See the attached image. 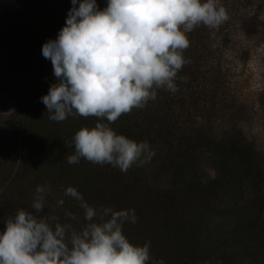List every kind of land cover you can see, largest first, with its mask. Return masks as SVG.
<instances>
[{"label":"trees","instance_id":"obj_1","mask_svg":"<svg viewBox=\"0 0 264 264\" xmlns=\"http://www.w3.org/2000/svg\"><path fill=\"white\" fill-rule=\"evenodd\" d=\"M220 3L227 21L187 33L190 63L178 71V90L157 89L144 108L108 122L75 114L50 120L40 99L58 79L42 46L65 26L71 0H0V83L18 103L0 118V232L19 209L35 212L41 185L50 186L44 213L79 230L84 211L64 195L71 186L91 206L134 209L137 221L126 222L124 234L136 245L150 242V255L165 264H264V153L241 128L226 60L235 35L255 37L264 21L258 0ZM97 5L103 10L107 0ZM98 121L148 141L155 155L126 172L85 158L69 164L75 133Z\"/></svg>","mask_w":264,"mask_h":264},{"label":"clouds","instance_id":"obj_2","mask_svg":"<svg viewBox=\"0 0 264 264\" xmlns=\"http://www.w3.org/2000/svg\"><path fill=\"white\" fill-rule=\"evenodd\" d=\"M71 4L57 38L42 46L58 78L40 98L53 121L75 114L114 122L155 100L157 89L176 92L178 71L190 63L183 55L190 46L187 33L200 25L218 28L229 19L220 0H107L103 10L97 0ZM73 140L69 164L85 158L126 172L155 155L148 141L132 140L99 121L78 130ZM49 187L37 186L35 212L19 209L6 220L0 264H165L150 255V242L136 245L124 234V224L137 221L134 209L91 206L69 186L64 195L79 201L84 211L86 223L77 230L44 213Z\"/></svg>","mask_w":264,"mask_h":264},{"label":"rangeland","instance_id":"obj_3","mask_svg":"<svg viewBox=\"0 0 264 264\" xmlns=\"http://www.w3.org/2000/svg\"><path fill=\"white\" fill-rule=\"evenodd\" d=\"M258 2L260 9L256 12L264 21V0ZM227 56L230 74L228 95L238 103L245 136L264 153V28L251 38L236 34ZM1 84L5 83H0V118L6 121L18 108V103L12 90Z\"/></svg>","mask_w":264,"mask_h":264}]
</instances>
